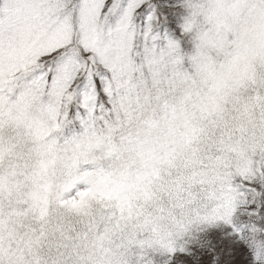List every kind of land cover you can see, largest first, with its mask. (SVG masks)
I'll list each match as a JSON object with an SVG mask.
<instances>
[{"label": "snow or ice", "instance_id": "snow-or-ice-1", "mask_svg": "<svg viewBox=\"0 0 264 264\" xmlns=\"http://www.w3.org/2000/svg\"><path fill=\"white\" fill-rule=\"evenodd\" d=\"M182 14L178 0H0V121H54L58 136L36 145V167L0 174V195L29 184L49 220L22 236L0 204V264H264V147L154 163L188 105ZM18 152L0 139V158ZM96 200L111 204L103 219L79 215ZM64 218L80 225L44 255Z\"/></svg>", "mask_w": 264, "mask_h": 264}, {"label": "clouds", "instance_id": "clouds-1", "mask_svg": "<svg viewBox=\"0 0 264 264\" xmlns=\"http://www.w3.org/2000/svg\"><path fill=\"white\" fill-rule=\"evenodd\" d=\"M182 8L186 46L174 58L182 96L188 105L177 114L174 132L154 163L165 173L197 165L212 152L231 159L251 145L264 147V0H178ZM39 137V138H38ZM19 138L23 153L0 158V174L32 169L42 158L37 144L58 138L54 121L29 128L7 119L0 121V139ZM32 191L20 183L0 195V204L15 215L9 227L27 236L40 224L27 200ZM27 205V206H26ZM78 220H53L43 254L59 241L62 226Z\"/></svg>", "mask_w": 264, "mask_h": 264}, {"label": "rangeland", "instance_id": "rangeland-1", "mask_svg": "<svg viewBox=\"0 0 264 264\" xmlns=\"http://www.w3.org/2000/svg\"><path fill=\"white\" fill-rule=\"evenodd\" d=\"M110 208H111L110 203H102L99 200H96L88 204L84 209V211H82L79 215L80 216L94 215L95 219L101 220L103 219V214L109 212Z\"/></svg>", "mask_w": 264, "mask_h": 264}, {"label": "trees", "instance_id": "trees-1", "mask_svg": "<svg viewBox=\"0 0 264 264\" xmlns=\"http://www.w3.org/2000/svg\"><path fill=\"white\" fill-rule=\"evenodd\" d=\"M79 221V220H78ZM76 227L74 226L73 228H70V229H75Z\"/></svg>", "mask_w": 264, "mask_h": 264}]
</instances>
